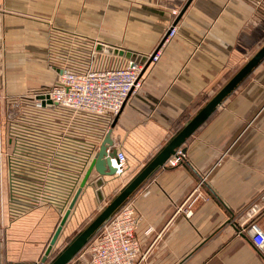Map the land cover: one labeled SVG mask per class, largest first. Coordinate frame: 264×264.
Here are the masks:
<instances>
[{
    "label": "crops",
    "instance_id": "crops-1",
    "mask_svg": "<svg viewBox=\"0 0 264 264\" xmlns=\"http://www.w3.org/2000/svg\"><path fill=\"white\" fill-rule=\"evenodd\" d=\"M188 2L0 0L2 264L37 262L68 207L42 202L12 215L14 125L67 139L76 151L90 145V159L111 130L127 163L105 176L102 191L110 199L264 44V0ZM172 24L177 33L164 43L158 61L146 62L142 86L119 115L38 108L27 97L52 86L64 69L126 64L129 58L98 51L97 43L150 55ZM178 149L186 159L167 161L129 198L139 217L140 256L147 264H264V246L255 245L248 229L252 222L264 228V59ZM89 162L78 171L71 197ZM98 176L94 169L63 225L59 251L104 207L91 185ZM192 194L197 199L190 208ZM82 252L67 264H87Z\"/></svg>",
    "mask_w": 264,
    "mask_h": 264
},
{
    "label": "built area",
    "instance_id": "built-area-1",
    "mask_svg": "<svg viewBox=\"0 0 264 264\" xmlns=\"http://www.w3.org/2000/svg\"><path fill=\"white\" fill-rule=\"evenodd\" d=\"M176 33L177 27L172 24L161 44L146 56L144 62L128 59L121 67L89 69L85 72L64 69L52 86L37 90L27 97H30L38 108L52 109L61 105L95 114L111 113L117 116L122 112L130 95L142 86V75L146 62L148 60L158 61L161 57L162 46ZM11 136L13 145L9 154V205L12 214L21 215L42 202L62 207V209L68 206L73 198L71 197L73 193L69 190L64 192L52 188L55 190L51 189L46 196L40 195L33 200L16 196L14 190L19 189L20 184H33L34 182L49 188L46 185L53 183L49 181L53 179L51 175L64 182V190H67V186L68 189H73L75 183L72 184L71 179L68 178V174L71 173L68 169L76 165L79 157L73 162L76 150L72 144L67 139L44 134L34 126L27 124L14 125ZM185 159L186 155L178 149L167 161L171 165H176ZM113 161L118 172H121L127 163L125 152L117 150ZM37 162L45 163L43 174L37 173ZM57 163L67 164V168L60 164L56 167ZM76 180L77 177H75V182ZM203 180L204 178L199 182L198 187ZM18 191L22 194L20 190ZM196 199L197 195H190L186 200L187 207L191 208ZM60 200L62 202L57 203ZM138 224L139 217L136 208L128 200L86 243L84 251L87 254L86 263L147 264L145 254L140 256L141 247L136 231ZM248 229L255 245L262 248L264 228L257 222H252Z\"/></svg>",
    "mask_w": 264,
    "mask_h": 264
},
{
    "label": "water",
    "instance_id": "water-1",
    "mask_svg": "<svg viewBox=\"0 0 264 264\" xmlns=\"http://www.w3.org/2000/svg\"><path fill=\"white\" fill-rule=\"evenodd\" d=\"M190 2V0H189ZM188 2V3H189ZM96 49L107 53L125 56L131 60L144 62L145 55L135 53L124 48L97 43ZM264 59V44L246 61V63L220 87V89L199 109V111L162 147V149L150 159L146 165L134 175L113 197L112 199L97 213V215L81 229L71 241L57 255L48 260V255L56 244L61 233L63 225L66 223L69 214L74 207L80 193L86 186L92 171L95 169L99 176L96 177L91 185L96 188L99 201H104L105 195L102 191V185L105 183V176H115L118 173L117 167L114 165L113 159L116 157L117 149L111 138V130L103 139L101 145L93 152L89 160V166L85 172L82 181L77 188L73 198L71 199L60 223L57 226L51 240L45 250V254L41 257V263L46 264H67L79 251L86 245L89 239L105 224L119 208L129 200V198L145 183V181L167 160L175 154L186 139L200 126L208 116L217 108L219 104L249 75V73ZM112 179V178H111ZM0 264H2L1 256V240H0ZM20 264V263H19ZM27 264H38V262H30Z\"/></svg>",
    "mask_w": 264,
    "mask_h": 264
},
{
    "label": "trees",
    "instance_id": "trees-1",
    "mask_svg": "<svg viewBox=\"0 0 264 264\" xmlns=\"http://www.w3.org/2000/svg\"><path fill=\"white\" fill-rule=\"evenodd\" d=\"M90 154L91 153V149H90V145L83 147L82 149H77V151L74 153V160L76 161L77 158L79 157L78 161H76V165L69 167V171L71 173L68 174V178L71 179L72 184L75 183V177L78 176V171H80V169L82 168V166L86 165V163L90 160ZM37 165V173L43 174V168L45 167V163L43 162L42 164L40 162L36 163ZM60 164V166H63L65 168H67V164H61V163H57L56 167ZM63 167H61L63 169ZM77 174V175H76ZM71 176V177H70ZM51 178L49 181L53 182V183H48L49 188H46L45 186H41L40 183H36L34 182L33 184H20V188L19 189H15L14 193L16 194V196H21L22 198H26V199H36L37 196H46L47 192L50 191L52 188H56V189H60L64 192H71L72 188L68 189L67 186V190H64V182H61L60 179H56L55 176L51 175ZM55 179V180H54ZM57 180V181H56ZM59 182V183H58ZM17 188V187H16ZM20 190L22 192V194L18 191ZM55 190V189H52ZM31 192V193H30ZM64 200V199H63ZM62 200L57 201V203H61Z\"/></svg>",
    "mask_w": 264,
    "mask_h": 264
},
{
    "label": "rangeland",
    "instance_id": "rangeland-1",
    "mask_svg": "<svg viewBox=\"0 0 264 264\" xmlns=\"http://www.w3.org/2000/svg\"><path fill=\"white\" fill-rule=\"evenodd\" d=\"M37 66V65H36ZM45 75H46V73H44ZM52 74L51 73H48L47 74V76L45 77L46 78V80L47 81H50V80H52V79H50V78H52ZM34 92V91H33ZM32 94V93H31ZM30 94V95H31ZM0 95H1V97H0V114H1V110H2V106H3V103H1V100H2V94L0 93ZM14 107H15V105H14ZM1 121V120H0ZM1 141H2V130H1V125H0V223H1V221H2V213L4 212V201H3V199H4V190H3V172H2V170H3V165H2V143H1ZM115 195V194H114ZM114 195H112V197L114 196ZM112 197H110V199H104V202H106L105 203V205L112 199ZM104 205V206H105ZM13 215V214H12ZM17 216H19V215H17ZM62 245L63 244H61V245H58L57 246V242H56V244L54 245V247H53V249H52V251L50 252V254L48 255V260H51V259H53L56 255H57V253H58V251L62 248ZM86 246V245H85ZM85 246L80 250V251H83L82 252V254H84L85 252ZM79 251V252H80ZM44 254H45V251H44ZM43 254V255H44ZM42 255V256H43ZM41 256V257H42ZM41 257L39 258V260L37 261L38 263L39 262H41ZM43 264H46V263H43Z\"/></svg>",
    "mask_w": 264,
    "mask_h": 264
}]
</instances>
